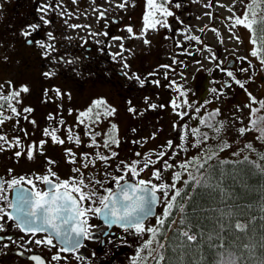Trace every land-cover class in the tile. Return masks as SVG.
Listing matches in <instances>:
<instances>
[{
  "label": "snow or ice",
  "instance_id": "6c2138e0",
  "mask_svg": "<svg viewBox=\"0 0 264 264\" xmlns=\"http://www.w3.org/2000/svg\"><path fill=\"white\" fill-rule=\"evenodd\" d=\"M77 0H72L75 4ZM172 0H146L147 10L143 16V25L140 35L143 36L148 30H155L157 26L169 27L168 17H172L174 13L170 10ZM128 3V0H123L117 7L124 8ZM240 4L242 15L237 14L235 5ZM181 5L177 4L179 8ZM223 6V5H221ZM206 8L212 7V4H206ZM60 16H71L72 13L67 12L63 0H56L55 4L46 3L38 8V11L42 13L40 20L44 24H49L50 21L46 19V15L50 11H57ZM93 11H99L97 8H93ZM99 11V19H104L105 12ZM228 11L232 13L227 19L231 21L229 28H235L237 26H243L249 30L252 34L251 43L258 45V48L251 52L252 57L259 59L260 64L264 67V0H233V5L228 7ZM205 15L211 17L210 12H206ZM67 23V21H65ZM182 23V22H181ZM69 27L75 29L80 27H89L88 25L72 24ZM40 27L39 24H30L27 28L32 31L37 30ZM203 31V29H201ZM216 32V29H212ZM127 32L136 38L133 28L128 27ZM31 31L25 30L23 35L25 37L30 36ZM97 33H93L96 35ZM107 35V33H102ZM50 39H54L51 32L47 33ZM113 40H122L121 37H112ZM186 41H195L196 43H202L198 36L184 34ZM238 39V38H237ZM31 42V41H30ZM37 43H40L37 41ZM145 44H148L147 39L144 40ZM41 47H53L52 45L41 44ZM178 47L181 46L177 45ZM120 48L123 49L124 45L121 43ZM209 52L211 48L207 49ZM197 51H200L197 49ZM184 54L193 55L188 49L184 50ZM211 59L215 60L213 55ZM244 59V58H241ZM173 63L178 62L173 59ZM196 63H200L196 61ZM251 64V62H249ZM128 67L127 64L124 65ZM165 69H169V65H161ZM219 67V65H217ZM224 71V69H221ZM240 71L247 72V68H242ZM150 73L149 75H153ZM45 76L54 75L52 72H47ZM227 76L232 77L240 88H245V83L239 79H236L232 71H227ZM139 80L143 86L144 80H140L139 77H135ZM165 79H168L167 73H165ZM157 86L160 85L159 80L153 81ZM170 87H174L178 93L177 97L171 100V106L182 120L188 116L189 119H197L199 126H190L187 123L182 125H174V130L180 133L178 139L184 141L185 144L191 139V147L196 148L199 151L198 156L192 158H186L178 165L169 163L168 160L163 161V168L155 169L151 176L156 180L161 181L159 184L153 183L152 179H137L134 182H129L133 178L140 176L141 172L147 169L150 165L154 164V161L150 157L145 158L143 166L137 170L139 161H131V166L128 164H121L124 168H127L131 175L126 179L125 175L112 176L111 173L107 175L111 176V179L115 181V188L105 187L104 192L106 194H99L96 188H90L89 185L93 183L103 187V183L100 180L89 178L81 171V168L76 167L72 169V172L76 175L69 179H61L55 172L48 169L46 175L36 176L35 180L42 181L46 186L45 189L37 187L36 183L32 179L20 177L19 179H12L10 181H0V201H5L7 209L0 207V220L7 217L8 220L14 221L16 227L20 232L30 234L35 237L37 234H44L42 238L35 239L33 242L37 246L45 245L50 247H58L60 253H73L75 254L82 247V240L91 239L93 233L90 231L91 225L89 224V214L103 219L104 223L109 227L117 226L123 229L125 233H131L132 235L140 239V244L136 248L135 254L131 257V264H149L151 260L153 264H185L184 251H180L175 257H169L166 255L169 248L173 252L177 249L183 250L185 247H190L187 242H196L197 235L201 240L207 241V247L210 250L209 255L212 257L207 260L203 256L199 261L189 262V264H250L245 261V253L252 254L254 252L255 245L250 244L247 241L248 224L242 223L236 213L231 208L227 209H212L217 213L212 218V228L208 231L205 237L204 233L195 234L191 231V225L188 222V212L185 204L187 203L192 207L195 214L197 206L192 203L193 198L186 190H181L176 187L175 182L164 183L163 182V169H173L178 167L183 172L188 173V180L184 183L186 187L192 189H205L213 191H222L221 184L224 178V173H219V178L216 175V167L224 164L231 163L230 161H218V165L213 167L210 162L218 156V153L229 147L227 141L223 137V133L226 130L227 122L218 121L216 118L221 114L219 109L208 112L207 116L197 115L196 117L189 116L187 111H176L177 109L190 108L192 112L199 114L201 112L202 105L189 103L186 99L188 90L184 89L183 85L177 84L175 80L170 81ZM224 87H230L227 83ZM2 87V86H0ZM26 86L22 87L20 91H13L6 95H0V125L8 119L10 116L4 115L5 107L10 110L11 113L18 115L16 107L13 106V100H16L21 92H27ZM213 94L218 92V89L210 88ZM59 95V90H57ZM222 95V93H221ZM249 104L244 107L249 108V124L247 126H240L235 128L238 136H244L247 132L253 131L258 133L255 139L264 142V115H257L261 110H264V100L257 101L251 93H248ZM147 99V98H146ZM211 101H208L210 103ZM253 104H259V107H252ZM151 108L155 109L156 104H151ZM164 107V105H160ZM242 108L237 106V111L242 112ZM24 112L30 113L31 108L23 109ZM115 109L107 105V102L103 99H96L92 102V105L85 111H81L77 118L79 125L85 126V136L90 137L91 144L85 145L87 147L110 149L113 145H118L119 140L116 138L115 124H111L110 129L101 133L96 131L93 127L101 122V118H108L114 115ZM130 112L135 111L129 108ZM52 119V117H49ZM238 117H233V124L238 120ZM87 121V123H86ZM242 123V120L240 121ZM61 125L64 124L63 120H60ZM181 129L183 131L181 132ZM207 129V130H205ZM215 133L210 136L209 131ZM44 135L50 136L52 142L58 144H64L65 140L60 139L57 136V129L51 130L44 129ZM97 137L102 138V144L98 143ZM7 138L0 135V141H5ZM66 139L68 142H74L77 146L81 145L83 141L80 136L74 133V130L69 128L67 131ZM215 141V143H210ZM40 145L45 143L44 140L39 142ZM20 141H16V145L19 146ZM168 148H173V141H168ZM182 152H187L188 148L185 145H178ZM244 149L255 151L252 142H248L244 145ZM69 155L75 156L72 149H66ZM17 156L21 153L16 152ZM33 152L29 148L27 156L32 158ZM117 153L111 152V156L105 154L102 151L95 152V160L90 159L88 154H84L83 159L86 161L83 165L84 169L89 167V164H94L97 160L101 162L108 161L111 157H115ZM140 156V153H136ZM159 157H164L166 153L160 151L157 154ZM179 155V153H177ZM233 155L239 156V152H234ZM258 160L264 161V154H258ZM52 163V161H49ZM75 162V160H74ZM237 164L249 166L250 174L254 171L256 174L264 176V163H258L257 161L249 160L248 156H245L242 161H237ZM120 169L117 168V171ZM181 171H176L173 174V181L181 179ZM55 176L56 182H53L49 177ZM216 180L214 184L212 181ZM23 183L30 185L31 187H24ZM12 190L14 196L12 199L8 198L7 192ZM160 193V195H158ZM89 204V206H86ZM90 204H97L98 206L92 207ZM157 205H163V212L160 215L156 214ZM205 211L204 209H200ZM261 210L264 211V205L261 206ZM176 211L180 214L179 221L172 219L173 212ZM150 218H155L156 224L151 225L149 223ZM228 221V222H226ZM172 230L174 236L172 238L167 237V230ZM4 230L3 224H0V231ZM225 233L231 235V239L226 240ZM243 234V236H241ZM147 236V239L144 237ZM3 239V237H0ZM12 240V237H8ZM172 240H179L180 243L173 246ZM54 241L57 243L54 244ZM213 241H218L214 243ZM15 243V241H13ZM7 247V245H4ZM260 246L264 248V237L261 238ZM23 255V253H21ZM35 264H45V260L39 255H32L30 257ZM62 257L57 254L51 257V260L58 261ZM257 264H264V259H261Z\"/></svg>",
  "mask_w": 264,
  "mask_h": 264
},
{
  "label": "flooded vegetation",
  "instance_id": "af4514ba",
  "mask_svg": "<svg viewBox=\"0 0 264 264\" xmlns=\"http://www.w3.org/2000/svg\"><path fill=\"white\" fill-rule=\"evenodd\" d=\"M103 1L110 5H114L113 0H77L75 4L72 3V0L67 2L63 0V4L67 6V12L73 15L77 10H79V12L85 10L92 11L93 8L98 9V7L102 9L101 3ZM132 1H134V4L128 0L127 5L124 7V9L133 8L132 14H123L119 19L113 18L123 29H127L129 23L134 25V21H136L134 17L140 15L143 10L147 9L146 0ZM55 2L56 0H0V10L2 14H4L0 22V71H7V69L1 67L3 61H8L11 67L0 76V86H2L0 87V95H6L13 91H20L24 86L28 88L27 92H21L20 96L12 102L13 106L17 109L18 115L11 113L6 107L4 110V115L10 116L11 119L6 120L4 124L0 125V135L7 138L5 141H0V181L6 182L12 179L25 177L26 179H32L40 189H45L46 186L42 181L35 180V177L49 174L48 169L55 172L61 179H69L76 175L72 172V169L79 167L81 171L89 170L90 172L88 173L84 172L85 175L89 178H94V173L97 169L96 166H99V163L95 162L94 164H89V167L84 169L83 165L85 162L81 161V150L86 149V147L82 148L80 145H72L66 140V137L64 139L65 143L62 145L54 143L52 140L46 143L44 136L43 125L48 123V121H64V124L61 126L62 130L57 131L58 135L62 138L65 136L67 124H75V122H77L79 109H81L82 106H79L76 101L75 107L73 105V109L66 112L63 109L64 103L62 102L65 96H74V89H77V85L66 87L62 82L56 80L55 82L45 84L43 80L49 79L48 76L44 75L47 72L54 73V76L50 79L59 76L61 63L63 62H60L58 57L61 59L63 58L62 53L64 54V49L61 46H63L65 41H74V39L82 41L87 39L93 42L92 45H95L100 39H105L102 33H107L108 29L112 31L113 26L112 21L108 19L110 13H108V15L105 13L104 19L97 27L98 35H94L93 39H88L86 37L82 39V37L79 36L70 37L68 34V24L71 22H69L68 18L66 20L67 23H65L64 16L58 14L59 9L57 11H50L46 15L45 18L50 21L49 24H44L43 21L40 20L42 13L38 11V8L43 4H55ZM122 2L123 0H121V3ZM104 8L106 9V7ZM88 14L90 13L83 12L81 17H86ZM75 21L76 19L74 22ZM59 23L62 24L63 27L60 26ZM142 23L143 17H140L135 29H142L140 26ZM30 24H39L40 27L32 31L27 28ZM102 24H105V27H102ZM25 30L31 31L32 34L25 37L23 35ZM49 32L53 34L56 41L59 40L58 43L51 48L41 47V44L48 45L47 33ZM37 41L40 43H37ZM106 43L107 41L105 43L102 41L101 44L98 45L100 51H106ZM92 45L88 46L92 48ZM34 52H39L41 58L47 59L45 66L39 68L32 63V54ZM18 54L26 55L29 58L24 59L23 57V60H18ZM72 54L74 53L72 52ZM73 66H75V63H73ZM51 68L53 70H51ZM34 71L38 72V79L31 76ZM57 90H59V95L57 94ZM134 98L135 97L132 96V98L128 99L130 102H126L125 108L127 110H129L130 107L136 110V107H134L135 105L132 103ZM25 108H31L32 111L30 113L24 112L23 109ZM144 109L145 107L141 108V112L139 116H137L138 121H144L145 118L142 114ZM132 114L135 115V111H133ZM49 117H52V119H49ZM72 129L74 133H78L75 126H73ZM17 140L20 141L19 146L16 145ZM42 140H44L45 143L40 145L39 142ZM29 148H31L33 152L32 158L27 156ZM69 148L72 149L75 156L69 155L66 152V149ZM18 151L21 153L20 156L16 155ZM50 154L55 155L56 159L49 156ZM63 157L64 160H62ZM49 161H52V163ZM102 170L100 175L94 179L102 181L103 187L96 185L94 181L89 187L96 188L98 193L103 195L106 194L104 188L112 186V182L110 181L112 180L111 176L107 175V173H111L113 176V168L109 167ZM49 178L52 179L53 182H56L55 176L50 175ZM22 184L29 188L31 187L23 182ZM7 195L9 199H12L14 193L12 190H8ZM86 206H89V204H86ZM90 206L96 207L98 205L90 204ZM0 207L7 209L6 202L0 201ZM7 210L11 211V209ZM153 220H155V218H150L149 220L151 225L154 223ZM0 224L4 226V230L0 231V237H3V239H0V264H35V262L30 259L32 255H39L45 260V264H63L66 259L70 260L69 256L73 258H79L80 256L84 257L87 264H115L116 260L119 262L125 254L128 255L131 251L132 244L136 240V236L131 233H125L123 229L117 226L109 228L102 218L89 214V224L92 226L90 231L93 233L92 238L83 240L82 247L75 254L60 253L58 247L45 245L37 246L33 242L35 239L42 238L44 235L42 233L37 234L35 237L30 234L22 233L16 227L15 222L8 220L7 217L0 220ZM155 224L156 223H154V225ZM8 237H12V240H9ZM13 241H15V243H13ZM56 243L57 242L54 241V244ZM4 245H7V247ZM21 253H23V255H21ZM57 254H59L62 259L58 261L51 260V257Z\"/></svg>",
  "mask_w": 264,
  "mask_h": 264
},
{
  "label": "rangeland",
  "instance_id": "374dc122",
  "mask_svg": "<svg viewBox=\"0 0 264 264\" xmlns=\"http://www.w3.org/2000/svg\"><path fill=\"white\" fill-rule=\"evenodd\" d=\"M70 1V0H65V2ZM134 3V1L129 0ZM187 4H185L184 11L180 12V8H177L173 3L172 7L173 10L175 11L178 16L180 15L181 19H184V26L182 27L181 32H177L179 40H182L183 44L182 47H178V53H174L172 56H167L163 58V60L171 65V68L179 70L180 67H182L183 72H185L183 75H181L178 71L177 75L183 80L184 84V89L188 90V95L189 96L191 92V87L192 86V80L193 75L195 71L199 68H208L211 67L213 64V59L211 57L215 55L216 58H218V61H221V63L226 62L225 59L227 60V55L230 53H233L239 60L237 67L238 71L241 73L239 77H235L236 79L241 80L242 82L245 83V88L242 89L240 88L239 85H237L232 77L227 76V71L225 73L221 74V77L223 80L230 79L232 82L229 84L230 87H221L220 84H215V88L217 87L218 92L216 94L209 93L206 98V100L203 102L201 111L205 108V106L208 104V101L212 99V103L210 104V108L212 107H219L223 111V115L221 117L222 121L227 122L226 130L223 133L224 140L227 141L229 145L228 148L231 150L233 149L234 152H239L240 155H250V156H256L254 151L252 150H246L244 149V145L248 142H252L254 149H259L258 147H261L264 149V143H259L257 142V139L254 138V132L249 131L247 132L244 136H238L235 128L240 127V126H247L249 123V112L250 109L244 107V105L249 104V96L248 93H251L253 97L256 98L257 101L259 100H264V84L261 83L260 81L263 79L262 73L259 70V62L256 57H250V56H244L245 54L248 53L249 47L251 46L250 40H249V35L251 38V32L248 30H245L241 26H237L235 28H229V25L231 23H227V18L232 15L228 11V7L233 5V0H186ZM248 0H245V3H247ZM114 5H110L109 3H105L104 1L101 3V8L98 7L99 11L105 10L104 7H106L107 11L105 13H110L109 14V21H112L114 17L120 18L123 14H132V9L133 8H119L117 7L118 4H120L121 0H113ZM112 2V4H113ZM222 3V4H216V3ZM212 4V7L206 8V4ZM223 5V6H221ZM65 6V5H64ZM109 7V9H108ZM67 8V6H65ZM241 9L240 4L235 5V10H237V14H242V12L239 11ZM172 10V8H171ZM99 11L94 12L85 10V11H80L77 10L75 14L68 16H64V20L66 21L69 18V23L68 25L72 24H79V25H88L89 27H80V28H71L68 26V34L70 37H86L88 39H93L94 35L93 33H97V27L98 24L101 23L103 19H99ZM216 11H220L221 16L217 18H213V15H216ZM90 13L86 17H81L82 13ZM206 12H210L212 15L207 16L205 15ZM4 17V14H2V11L0 10V22L2 21ZM108 17V16H107ZM221 17V18H220ZM76 21L74 22V20ZM62 22V20H61ZM60 26L63 27L62 24L59 23ZM102 27H105V24H102ZM142 28V26H141ZM121 42H130L131 37L130 34L127 32L126 29L121 28ZM203 29V31H201ZM212 29H216V32H213ZM136 38L133 40V45L136 46V49H138L139 52H143L148 54L149 51L152 49V46L154 44V41L157 39V34L155 30H148L143 36L140 35L141 29L138 30L136 29ZM65 33V31H64ZM193 33L194 35L201 34L203 36L204 40V47L202 48L201 51H197V46H192L191 47V52L193 55H186L184 54L185 46L188 45L189 43H196L195 41H184V34H191ZM98 35V34H96ZM130 37V38H129ZM238 38V39H237ZM128 39V40H127ZM149 39V43L145 44L144 40ZM48 40V45H55L58 43L59 40L55 39H50L47 36ZM119 41H114V46L113 49L117 50L120 47ZM197 44V43H196ZM202 44V43H201ZM128 47H131V45H128ZM211 48L212 51L209 52L207 49ZM252 48H255L254 45ZM163 49L165 52H171L170 50V44L165 43L163 46ZM168 49V50H167ZM221 50H223V53H221ZM153 52V51H152ZM163 53V54H164ZM222 55V56H221ZM127 56L125 57V61L122 63L118 64L117 69L119 71H122L123 75L125 77H128L131 72L134 69V62L133 59H127ZM244 58V59H241ZM256 59L253 60L257 68L253 71L254 64H249L250 59ZM173 59L176 61L180 62L182 60H187L186 63H173ZM196 61H199L200 63H196ZM216 62V61H215ZM127 64L128 67L125 68L124 65ZM163 65V62L160 63L158 66L155 64V71L158 73H161L165 68L161 67ZM242 68H247V72L240 71ZM51 70H53L51 68ZM168 71L170 69H167ZM230 71V70H228ZM3 71H0L2 73ZM1 75V74H0ZM214 75H219L217 74V71H214ZM234 75V74H233ZM254 75V76H253ZM35 79L39 78L38 72H33V75H31ZM133 76V75H132ZM200 77H205L203 73L200 74ZM258 79V80H257ZM56 81H59L56 79ZM59 83V82H58ZM189 85H188V84ZM66 87H70V84L64 85ZM161 87L154 85L152 86V90H142L143 92H138V94L134 95V99L132 100L134 107H136L135 110V115L139 116V113L141 112V108L149 106L151 104H156L158 109H162L159 112L157 111L156 115L152 116V119L147 120L148 121V126L147 128L145 125L141 126L142 129H144V132L141 134V137L143 136L142 143L147 139V145L148 147L145 150H142L140 153V156H137L136 154H132V157L129 159H138L140 162V165H143V162L146 157H149V150L151 148H158L161 143L163 142V145L165 144L166 140L162 139V137L166 136L168 132H171L173 129L170 126V116L171 112L170 111H164L163 107H160V105H165V100L164 97L161 94L158 93H163L162 90L159 91ZM74 96L67 97L65 96L63 98V103L64 107L63 109L67 112L73 109V105L75 107V102H73V98H76L77 104L81 107L79 109V113L81 111H85L88 107L92 105V102L96 98H103L106 102L107 105L110 107L114 108L115 110V118L114 120L116 121L115 124L118 128V130L122 133L123 136L125 134L123 132L126 131L127 127L129 124H133L134 122L137 121L138 117H135L134 119H131L130 114L128 110L125 108V105L123 104L122 98L118 95L117 91L115 88L103 84V83H98V84H89L86 86H83L80 88L77 85V89H74ZM222 93V95H221ZM89 97H91L89 99ZM186 97V99H187ZM147 98V99H146ZM193 104V102H192ZM85 106V107H84ZM237 106L242 108V112L237 111ZM157 107L155 109H152V111H156ZM252 107H259V104H253ZM168 112H170V116L168 115ZM167 113V114H166ZM174 118H176V114L173 113ZM196 117V116H195ZM233 117H238L239 119L233 124ZM194 120H196L194 118ZM242 120V123L240 122ZM87 123V121H86ZM162 123L164 124V127L162 126ZM102 130H105L107 127L106 120L101 118V122L97 124ZM111 126V125H110ZM137 128V126H136ZM166 133V134H164ZM103 141H100L99 143L102 144ZM191 139L188 142V151L187 152H182L181 150H178L179 155L176 154V158L173 159L170 163L178 165L181 161H183L186 158H189L194 155L195 153L199 152L196 148L191 147ZM141 143V144H142ZM167 145V143H166ZM115 145H113L110 149H114ZM167 150V147L166 149ZM116 151V150H115ZM233 152V153H234ZM63 154V153H62ZM61 154V157H62ZM53 158L56 159L55 155H49ZM236 156V155H235ZM137 157V158H134ZM61 160V159H60ZM64 160V157L63 159ZM40 161V160H39ZM156 162V161H154ZM98 168V167H97ZM176 171H181L178 167L173 168V169H164L162 172L163 175V182L164 183H173L176 181H173V174ZM182 172V171H181ZM147 236L144 237L146 239ZM140 239L136 237V240L131 246V251L127 254L124 255L118 262L116 260L115 264H131V257L135 254L136 248L140 244ZM70 260H65V263L63 264H87V262L84 260V258H78L75 257L73 258L72 256H69Z\"/></svg>",
  "mask_w": 264,
  "mask_h": 264
},
{
  "label": "trees",
  "instance_id": "16d2710c",
  "mask_svg": "<svg viewBox=\"0 0 264 264\" xmlns=\"http://www.w3.org/2000/svg\"><path fill=\"white\" fill-rule=\"evenodd\" d=\"M112 35L111 30L108 29L107 35H102L106 39H100V42L95 43V45H92L93 42L86 40L79 41V39H74V41H65L63 43V46H61L64 49V54L62 53L63 58L61 59L58 57V60L61 63V71L58 77H55L53 79H44L43 83L47 84L50 82H55L56 79H58L60 82H62L64 85L70 84L71 86L79 85L80 88L83 86L89 85V84H98L103 83L106 85H109L116 89L118 95L122 98L123 104L126 105V102H130L128 99L132 98L135 94H138V92H143L142 90H152V80H159L162 83L165 81V78H160L161 73H158L152 69H155V64H160L162 62H165L163 58L166 56H162V49L160 47V41L162 39L159 38L158 42L156 41V48L153 52H150L148 54L146 53H139L137 56L134 49L132 48V53H130L126 60L129 58L131 59L133 56V62H134V69L131 72V74L128 77H125L121 71L117 69L118 64L125 61V52L121 51L118 54H112L108 51H100V48L98 45L105 43L108 38ZM174 39V38H173ZM174 44H178L179 42L175 43V39L173 40ZM88 45H92V48H90ZM180 45V43H179ZM258 48V45H256ZM105 47V46H104ZM107 47V46H106ZM178 47V46H177ZM180 47V46H179ZM174 50L176 51V47H174ZM72 52L74 54H72ZM24 54V53H22ZM18 54V60H23L25 58H29L26 55ZM60 54V53H59ZM21 56V57H19ZM32 63L35 64L37 67L45 66L47 59L41 58L39 52H34L32 54ZM184 63H186V59L182 60ZM260 62V61H259ZM73 63H75V66H73ZM216 66L214 68H217V74H222L226 72V69L219 65L218 60L214 63ZM217 64L219 67H217ZM2 68L9 70L10 64L8 61H3V64H1ZM154 67V68H153ZM212 67V66H211ZM214 68H211L209 70V74L206 77V75L203 73L204 70H199L197 74H195L194 81L192 84L197 86L199 89H203L209 79L211 80L212 84L220 81V86H223L224 83L222 82V78H217V81H214L213 75L214 71H216ZM221 69H224V71H221ZM7 71H3L0 73L1 75L4 74ZM178 70H176L177 72ZM180 73L182 74V69H179ZM142 72L145 75L149 76L147 85L145 87H141L139 80L135 79V77H138L137 73ZM154 73L153 75H149L150 73ZM165 73H167V76L170 77L171 73L169 72H163L162 76L165 77ZM203 73L205 77H200V74ZM0 75V76H1ZM133 75V76H132ZM54 75H52L53 77ZM181 81L179 80H175ZM170 82H167L166 84L169 85ZM171 88V87H170ZM200 91V90H198ZM206 92V91H205ZM193 92H190V95ZM168 94V93H167ZM205 94V93H204ZM101 98V97H100ZM196 98V96H195ZM90 99V97H89ZM73 102H76V99L74 98ZM164 111H170L168 112V115L170 116V124L174 125H182L186 121L179 118V119H173V108L171 109L167 103H165ZM208 108L205 107L204 110ZM258 108V107H257ZM153 108L151 107H145L144 112L142 113L144 118H151V116L156 115L157 111L159 112L162 109H158L156 111H152ZM215 109L220 110V115L216 118L218 121H220L222 115L224 114L222 109L219 107H213L209 108L208 110L204 111L202 113L203 116H207L208 112L214 111ZM118 109H116L117 111ZM176 111H187L189 113V116L192 115L193 112H191L190 108H182L177 109ZM167 114V113H166ZM115 113L111 117L103 118L106 120L107 127L105 130H102L98 125H94L96 131L101 132L102 134L107 132L110 129V125L112 123L116 124ZM257 115H264V110H261ZM131 119H134L130 114ZM186 118L189 119L188 116ZM137 120L133 124H129L126 131L123 132L125 136L122 135V133L116 129V138L119 140V144L115 145L114 149L107 150L101 147L102 152L105 154L111 156V152L115 151L117 155L115 157H111L108 161H106V164H111V168H113V173H118L119 175H125V171L127 168H124V166L121 164V162H124V164H128L129 167L131 166V161L127 158V156L135 154L137 151V147L131 143V140L134 141L141 137V134L144 132V129L141 128V126L145 125L147 128L148 121L145 120ZM249 123V121H248ZM141 124V126L139 125ZM137 126V128H136ZM198 122H197V125ZM174 128V127H173ZM207 130V129H205ZM143 131V132H142ZM183 129H181V132ZM209 131V135H215L214 132L211 130ZM178 132V131H177ZM166 134V133H164ZM180 134V133H179ZM178 133L175 132H169L166 136L162 137L166 138L168 135V139L174 142V145L181 144V140L178 139ZM258 135V133L254 132V138ZM224 139V136L222 137ZM98 143L102 141L101 137H97ZM259 143H264L262 141L257 140ZM210 143H215V141H210ZM230 145V144H228ZM134 146V147H133ZM125 149L126 151L123 153H120L119 150ZM259 149H255L254 153L256 156H250V155H239L235 156L233 155L234 150L230 148H225L223 151L218 153V156L214 158L210 164L213 167H216L218 165V161H230L231 163L221 165L219 167H216V175L217 178H219V173H224V178L221 184L222 191H213V190H205V189H192L189 187H186L184 181L188 180V173L183 172L181 174V179L176 181V187L181 190H186L189 192V195L192 196L194 203L197 206V210L195 214L193 213V209L191 206H189L187 203L185 204V207L187 208L188 212V222L191 225V231L195 234H199L201 232L204 233L205 237L207 236L208 231L212 228V218L217 215V213L213 212L212 209L220 208V209H227L231 208L234 213L237 214L240 221L242 223L248 224V233H247V241L250 244H254V252L250 255L248 253H245V261L250 262V264H257V262L261 259H264V248L260 246L261 244V238L264 237V211L261 210V206L264 205V176H261L259 174H256L254 171L250 174L249 172V166L237 164V161H242L245 156H248L249 160L251 161H257L258 163H264V161L258 160V154H264V149L261 147H258ZM119 152V153H118ZM139 152V151H138ZM142 150L139 152L141 153ZM238 152V151H237ZM119 154V156H118ZM168 154V153H167ZM200 153L197 152L194 154V156H198ZM192 156V157H194ZM190 157V158H192ZM147 158V157H146ZM138 161V160H136ZM140 162V161H139ZM140 167L137 165V170L140 169ZM157 167L156 165H152V168L149 166L146 171H144L146 174L149 171V174H152V172ZM117 168L120 170L117 171ZM155 168V169H154ZM148 170V171H147ZM119 175H113V176H119ZM137 178V177H136ZM214 184L216 183V180L212 181ZM200 209H204L205 211H201ZM179 213L174 211L172 219H175ZM180 214L178 217V220L180 219ZM228 222V221H226ZM168 232V230H167ZM174 236L173 231H171L168 235V238H172ZM226 240L231 239V235L228 233H225ZM243 236V234H241ZM214 243H218V241H213ZM179 240H172L173 246L176 244H179ZM187 244L190 245V247H185L183 250L177 249L176 252H173L171 248L168 249L166 255L169 257H175L179 254L180 251H184L186 253L184 259L185 264H189V262H195L199 261L201 257L203 256L207 260H210L212 257L209 255V249L207 247V241L201 240L200 236L197 235V241L196 242H187ZM149 264H153V262L150 260Z\"/></svg>",
  "mask_w": 264,
  "mask_h": 264
},
{
  "label": "water",
  "instance_id": "95a60500",
  "mask_svg": "<svg viewBox=\"0 0 264 264\" xmlns=\"http://www.w3.org/2000/svg\"><path fill=\"white\" fill-rule=\"evenodd\" d=\"M230 65H232L233 64V60L232 61H230V63H229ZM129 182H132V181H129ZM159 195V194H158Z\"/></svg>",
  "mask_w": 264,
  "mask_h": 264
}]
</instances>
